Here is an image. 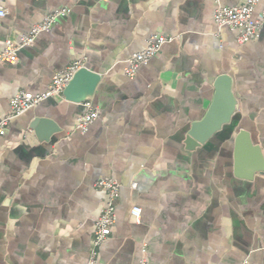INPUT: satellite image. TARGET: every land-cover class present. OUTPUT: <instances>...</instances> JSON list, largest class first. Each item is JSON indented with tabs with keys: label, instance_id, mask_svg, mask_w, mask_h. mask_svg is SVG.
I'll return each mask as SVG.
<instances>
[{
	"label": "crops",
	"instance_id": "crops-1",
	"mask_svg": "<svg viewBox=\"0 0 264 264\" xmlns=\"http://www.w3.org/2000/svg\"><path fill=\"white\" fill-rule=\"evenodd\" d=\"M239 2L3 0L0 50L47 13H66L15 63L0 64V115L18 91L44 92L78 59L100 75L88 98L100 113L78 132L84 107L62 92L0 135V264H88L101 177L115 179L120 193L95 264H139L143 247L147 264H264V171L235 142L248 133L264 167V24L239 44L214 21L218 4ZM263 9L259 0L256 14ZM153 34L174 39L126 77V59ZM222 74L236 100L231 120L188 148L187 132Z\"/></svg>",
	"mask_w": 264,
	"mask_h": 264
},
{
	"label": "built area",
	"instance_id": "built-area-1",
	"mask_svg": "<svg viewBox=\"0 0 264 264\" xmlns=\"http://www.w3.org/2000/svg\"><path fill=\"white\" fill-rule=\"evenodd\" d=\"M259 0H240L235 5L218 4L214 12V21L218 28L227 27L237 34V42L243 44L257 37L258 32L264 24V9L256 14L255 7ZM66 9L61 8L47 13L37 24L33 25L26 34L19 35L18 39H7L4 47L0 50V64L15 63L17 52L23 47L33 46L36 37L48 31L56 23V20L65 15ZM6 14L3 7V0H0V17ZM174 37L162 34H153L147 40L146 46L140 52L132 54L125 61L123 73L126 77H133L141 65L147 64L152 57L159 51L163 44L172 41ZM84 67V60L78 59L72 62L65 69L56 72L48 86L41 93H31L28 91H18L9 102L10 110L4 115H0V135H4L10 121L32 109L40 102L55 96H60L72 79L76 71ZM84 112L77 118L75 130L85 133L93 121L99 116V109L90 100L82 102ZM135 186V183L132 184ZM95 187L105 193V198L99 215L94 219L93 233L90 240V251L88 264H95L100 246L105 242L115 223L116 201L120 193V184L111 177H101L95 181ZM131 214L138 218L139 208H133ZM142 257L139 264H147L144 256L146 247L141 249ZM243 264H246L243 263Z\"/></svg>",
	"mask_w": 264,
	"mask_h": 264
},
{
	"label": "water",
	"instance_id": "water-1",
	"mask_svg": "<svg viewBox=\"0 0 264 264\" xmlns=\"http://www.w3.org/2000/svg\"><path fill=\"white\" fill-rule=\"evenodd\" d=\"M100 80V75L94 71L82 67L75 72L72 79L65 87L63 93L69 100L83 102L93 94L95 86ZM236 107V100L231 91V78L229 75H219L214 82V95L212 102L204 117L192 123L185 137V144L188 148L197 147L209 139L215 132L221 130L224 124H228L231 115ZM48 123L47 121H37L36 124ZM54 128H51V131ZM56 131V130H54ZM53 131V132H54ZM52 132V133H53ZM45 134L44 139H48ZM52 135V134H51ZM236 146H244L255 159V168L258 172H263V162L260 149L254 145L248 133L239 131L235 137Z\"/></svg>",
	"mask_w": 264,
	"mask_h": 264
}]
</instances>
